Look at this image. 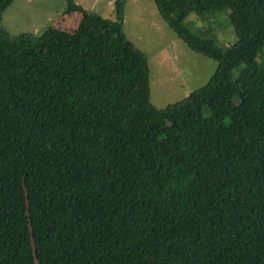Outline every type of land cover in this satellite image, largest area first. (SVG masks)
<instances>
[{"label":"trees","instance_id":"obj_1","mask_svg":"<svg viewBox=\"0 0 264 264\" xmlns=\"http://www.w3.org/2000/svg\"><path fill=\"white\" fill-rule=\"evenodd\" d=\"M207 83L163 109L116 18L12 35L0 0V264H264V0H153ZM227 13L218 45L184 24Z\"/></svg>","mask_w":264,"mask_h":264},{"label":"rangeland","instance_id":"obj_2","mask_svg":"<svg viewBox=\"0 0 264 264\" xmlns=\"http://www.w3.org/2000/svg\"><path fill=\"white\" fill-rule=\"evenodd\" d=\"M74 1L87 10L95 2ZM107 1L98 0L96 12L115 19V11L108 7ZM126 2L123 29L126 37L133 40L147 56L151 105L163 109L204 86L211 77L216 62L191 50L170 28L153 0ZM65 6L66 0H13L2 13V25L12 35L33 32L35 28L39 33L51 25L52 20L59 18ZM77 17H80L79 13ZM30 23L35 26L29 25ZM184 24L202 36L214 39L218 45H228L236 39L224 11L204 15L191 13L185 18Z\"/></svg>","mask_w":264,"mask_h":264},{"label":"crops","instance_id":"obj_3","mask_svg":"<svg viewBox=\"0 0 264 264\" xmlns=\"http://www.w3.org/2000/svg\"><path fill=\"white\" fill-rule=\"evenodd\" d=\"M114 1L115 0H108L107 3H108V7H111V9H113L114 11ZM127 1V0H126ZM26 3V1H25ZM127 3V2H126ZM98 0H95L94 4L91 6V10H95L97 9L98 7ZM89 9V10H90ZM75 14H77L78 16V12H74V13H64L62 11V14L59 16V18H56L54 20H52V24L47 26L48 28H55V29H58V30H62V31H66V32H73L79 25V22L81 20V15L82 13H79L80 14V17L78 18ZM101 15V14H100ZM52 19V18H51ZM50 19V20H51ZM125 20V19H124ZM17 22V21H16ZM15 24V23H14ZM29 25L31 26H35L34 23H30ZM46 27V28H47ZM32 33H37L36 31V28L34 29V31ZM133 41V40H132ZM134 42V41H133Z\"/></svg>","mask_w":264,"mask_h":264}]
</instances>
